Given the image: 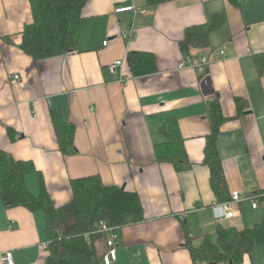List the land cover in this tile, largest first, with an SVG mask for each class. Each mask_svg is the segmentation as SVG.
Here are the masks:
<instances>
[{"label": "crops", "instance_id": "obj_1", "mask_svg": "<svg viewBox=\"0 0 264 264\" xmlns=\"http://www.w3.org/2000/svg\"><path fill=\"white\" fill-rule=\"evenodd\" d=\"M119 4L151 12L116 13ZM216 15L225 19L209 45L183 49L186 29ZM82 16L74 50L35 59L22 47L32 0H0V151L32 162L29 191L39 196L42 178L57 207L72 202V182L88 176L139 195L145 218L121 227L111 264H226L195 263L186 232L216 239L219 225L242 230L264 218V201L243 202L235 217L221 218L204 162L217 101L230 195L264 191V0H88ZM132 51L153 54L156 69L135 75ZM203 57L211 58L206 71L196 66ZM188 59L193 65L181 67ZM53 110L73 124L76 151L61 149ZM173 119L190 163L182 170L157 157L169 141L162 127ZM46 227L44 211L7 207L0 193V252L13 251L17 264H46ZM95 244L105 264L107 236ZM238 264H264V244Z\"/></svg>", "mask_w": 264, "mask_h": 264}, {"label": "trees", "instance_id": "obj_2", "mask_svg": "<svg viewBox=\"0 0 264 264\" xmlns=\"http://www.w3.org/2000/svg\"><path fill=\"white\" fill-rule=\"evenodd\" d=\"M163 0H153L159 2ZM88 0H32L33 22L24 31L22 47L35 59L53 56L74 50L82 30V10ZM216 15L210 22L189 27L181 41L183 49L209 45V35L223 21ZM151 53L132 51L129 64L135 75H144L156 69ZM61 149L65 153L76 151L75 128L65 121L58 111H52ZM212 132L205 147L204 162L210 168V183L220 202L230 199L228 183L217 148L223 116L219 103L210 107ZM169 141L157 148L160 160L171 161L178 169L190 166L184 139L177 122L169 120L163 127ZM35 171L30 161L16 160L11 154L0 151V193L7 207L25 206L30 210H42L46 215V232L50 241V254L46 264H99L94 233L101 220L110 225L123 226L145 218L139 195L119 186L105 185L99 176H88L72 182L73 201L57 207L41 178L42 192L33 195L27 186L26 176ZM260 200L264 201V192ZM90 234L87 240L86 234ZM200 240L199 243H196ZM256 244H264V218L242 230L236 227L217 226V237L211 234L192 236L186 232V246L196 262H224L238 264Z\"/></svg>", "mask_w": 264, "mask_h": 264}, {"label": "built area", "instance_id": "obj_3", "mask_svg": "<svg viewBox=\"0 0 264 264\" xmlns=\"http://www.w3.org/2000/svg\"><path fill=\"white\" fill-rule=\"evenodd\" d=\"M127 11H134L136 13H140L142 15H148L151 10L147 7H137L134 4H119L115 6V12L116 13H122ZM131 27V31H132ZM128 36H132L131 34H127ZM108 41H104V45H107ZM222 54H225V51L222 50ZM187 63H191V60H182L180 62V66L183 67ZM211 63V58L203 57L200 59L199 63L196 65L199 70L206 71L207 66ZM123 64V60L115 61L114 64H112V70L113 72H116V68L119 65ZM20 78L19 74L13 75L14 80H18ZM260 192V191H259ZM264 192V191H262ZM260 193L254 192L250 194H244L243 192L239 190H234L231 195L230 199L220 202L219 207L221 209V218L223 219H231L235 217L239 211V205L243 202H248L251 204L253 208H258L260 206ZM121 226H113L110 225L106 220H101L97 226V229L94 231V233L99 234H105L107 236V244L109 245V250L107 253L103 256V262L105 264H111L114 260L117 258V240L119 239ZM87 240L90 239V234H86ZM50 245V241H44L42 243V246L47 248ZM1 262L2 264H17L14 256V252L9 251H3L0 252Z\"/></svg>", "mask_w": 264, "mask_h": 264}]
</instances>
